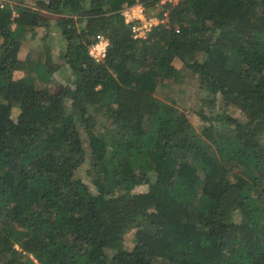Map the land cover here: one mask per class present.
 I'll use <instances>...</instances> for the list:
<instances>
[{"label":"trees","instance_id":"16d2710c","mask_svg":"<svg viewBox=\"0 0 264 264\" xmlns=\"http://www.w3.org/2000/svg\"><path fill=\"white\" fill-rule=\"evenodd\" d=\"M157 1L0 0V264H264V0Z\"/></svg>","mask_w":264,"mask_h":264},{"label":"rangeland","instance_id":"374dc122","mask_svg":"<svg viewBox=\"0 0 264 264\" xmlns=\"http://www.w3.org/2000/svg\"><path fill=\"white\" fill-rule=\"evenodd\" d=\"M147 14H153L154 10L146 12ZM49 29H45L44 27H40L37 29V36L34 40L29 41L27 43H24L22 45V49L20 52L21 56H24L27 52H31L34 49H36V45L38 43L45 45L46 43H51V52L53 54V60L56 65L55 71L53 73L52 82L48 84L50 87H60L64 84H66L67 81V72H66V65L62 64V61L59 57V53L62 50V43L59 38L58 33L56 30L47 31ZM172 63L176 66L180 65V62L177 58H174ZM22 73L17 72L15 73V77L19 78L21 77ZM185 84L183 87L185 90L181 94H176V101L178 106L185 107L189 112L190 119H192V122L196 127H198L199 119L196 114V109L200 106L199 100L197 97L193 94L192 88L196 86V83L191 79L185 80ZM167 88V87H166ZM177 88V85L172 83V87L170 89ZM161 89V88H160ZM164 89V88H163ZM166 94H172L171 90L165 89ZM159 93V92H158ZM147 189L146 185H140L135 188V191H145ZM125 243L127 247H131L133 245V231H129L124 235Z\"/></svg>","mask_w":264,"mask_h":264},{"label":"built area","instance_id":"2783aa9c","mask_svg":"<svg viewBox=\"0 0 264 264\" xmlns=\"http://www.w3.org/2000/svg\"><path fill=\"white\" fill-rule=\"evenodd\" d=\"M179 0H158V5L170 4L175 5ZM124 20L126 22L137 21L131 25L134 37L144 36V33L150 29L151 26L158 23H168V9H164L162 17L154 15H148L145 13L141 3H136L129 7H126L122 11ZM107 45V39L103 36H98L97 41L90 47V54L96 59L104 54L105 47Z\"/></svg>","mask_w":264,"mask_h":264}]
</instances>
